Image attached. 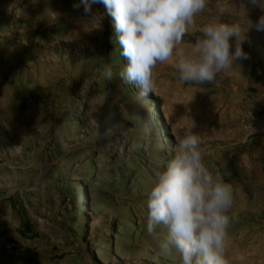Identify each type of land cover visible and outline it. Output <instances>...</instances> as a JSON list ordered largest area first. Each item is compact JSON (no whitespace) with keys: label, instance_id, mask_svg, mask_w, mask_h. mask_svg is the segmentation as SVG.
<instances>
[{"label":"rangeland","instance_id":"rangeland-1","mask_svg":"<svg viewBox=\"0 0 264 264\" xmlns=\"http://www.w3.org/2000/svg\"><path fill=\"white\" fill-rule=\"evenodd\" d=\"M79 3L0 0V264H181L147 233V199L189 131L235 190L226 258L264 264V179L246 155L264 135V32L248 29L249 58L212 82L181 83L159 66L140 99L120 78L112 19L97 28ZM261 14L246 0H207L196 24L245 27Z\"/></svg>","mask_w":264,"mask_h":264},{"label":"clouds","instance_id":"clouds-1","mask_svg":"<svg viewBox=\"0 0 264 264\" xmlns=\"http://www.w3.org/2000/svg\"><path fill=\"white\" fill-rule=\"evenodd\" d=\"M94 4H102L106 12L94 14ZM246 4L262 14L255 22L247 18L245 27L219 19L198 27L196 17L207 0H80L76 7L82 6L83 16L97 28L105 15L112 19L127 61L120 78L134 84L138 98L144 99L153 91L155 70L161 65H170L181 83L199 85L248 59L243 48L246 32H264V0ZM190 32L198 35L187 45ZM104 75L113 78L111 66ZM202 142L195 131L178 137L172 157L148 193L147 233L158 239L165 254L175 250L181 264H230L226 251L235 220V190L206 166ZM159 226L167 229L162 238L156 232Z\"/></svg>","mask_w":264,"mask_h":264},{"label":"crops","instance_id":"crops-1","mask_svg":"<svg viewBox=\"0 0 264 264\" xmlns=\"http://www.w3.org/2000/svg\"><path fill=\"white\" fill-rule=\"evenodd\" d=\"M247 162L258 176L264 179V135L255 139L246 148Z\"/></svg>","mask_w":264,"mask_h":264},{"label":"built area","instance_id":"built-area-1","mask_svg":"<svg viewBox=\"0 0 264 264\" xmlns=\"http://www.w3.org/2000/svg\"><path fill=\"white\" fill-rule=\"evenodd\" d=\"M263 123H264V121H263Z\"/></svg>","mask_w":264,"mask_h":264}]
</instances>
